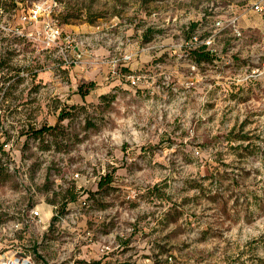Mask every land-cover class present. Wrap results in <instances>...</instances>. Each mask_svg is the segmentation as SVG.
Returning a JSON list of instances; mask_svg holds the SVG:
<instances>
[{"label": "rangeland", "instance_id": "obj_1", "mask_svg": "<svg viewBox=\"0 0 264 264\" xmlns=\"http://www.w3.org/2000/svg\"><path fill=\"white\" fill-rule=\"evenodd\" d=\"M55 2L0 0V264H264L263 16Z\"/></svg>", "mask_w": 264, "mask_h": 264}, {"label": "built area", "instance_id": "obj_2", "mask_svg": "<svg viewBox=\"0 0 264 264\" xmlns=\"http://www.w3.org/2000/svg\"><path fill=\"white\" fill-rule=\"evenodd\" d=\"M50 1H52V3L54 2V6H56L57 2H55V0H50ZM227 6L228 8H230L231 15L228 18L218 17L217 19H215L214 27L216 29H220L225 26V23L227 21L228 26L234 30L236 35H238L239 37H242L245 33H244V27L240 25V15H238L234 11V4H229ZM251 6L254 12L258 13L259 15L264 16V0H253L251 2ZM39 10H40V7L39 5H37L33 11L34 17L38 15ZM24 17L25 19L27 18V16H24ZM260 30H261L260 39H258V42H257V45L259 46V52L255 59V63L257 64V67L253 69V73L258 74V75H261V74L264 75V27L262 29L260 28ZM58 39H61V41L66 43V49L74 48L75 51H79V48L85 45V42H86V38L80 35H77L74 32L66 31V33H62V31L59 29V27L56 24L49 25L45 33L46 42L49 45H51L55 43ZM198 41H199L198 35L192 37L191 39V43L193 42L196 43ZM213 43H214L213 34L208 35V37H206V39L203 40V44H205L207 47L213 46ZM132 58H133L132 53H124L120 57V59H117V61L122 60L123 62H129L132 60ZM131 82L132 83L136 82L135 77H132ZM35 214L38 215L39 212L36 211Z\"/></svg>", "mask_w": 264, "mask_h": 264}, {"label": "crops", "instance_id": "obj_3", "mask_svg": "<svg viewBox=\"0 0 264 264\" xmlns=\"http://www.w3.org/2000/svg\"><path fill=\"white\" fill-rule=\"evenodd\" d=\"M253 0H250V2H252ZM253 11V10H252ZM251 14H253V16H254V21L253 22H248L249 21V19H247V14H244L243 16H242V19H243V23L245 24V25H252V26H255V27H259V23H256L255 24V22H256V19H258V18H260V16H262V15H260L259 16V14L257 15L256 13L254 14L253 12H251ZM264 17V16H263ZM261 18V19H264V18ZM251 23H253V24H251Z\"/></svg>", "mask_w": 264, "mask_h": 264}, {"label": "trees", "instance_id": "obj_4", "mask_svg": "<svg viewBox=\"0 0 264 264\" xmlns=\"http://www.w3.org/2000/svg\"><path fill=\"white\" fill-rule=\"evenodd\" d=\"M125 264H130V263H125Z\"/></svg>", "mask_w": 264, "mask_h": 264}]
</instances>
